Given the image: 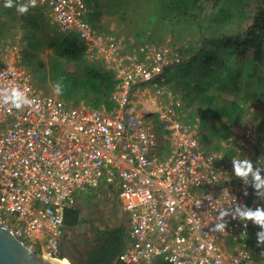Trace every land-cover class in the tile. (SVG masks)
I'll list each match as a JSON object with an SVG mask.
<instances>
[{"label": "built area", "instance_id": "built-area-1", "mask_svg": "<svg viewBox=\"0 0 264 264\" xmlns=\"http://www.w3.org/2000/svg\"><path fill=\"white\" fill-rule=\"evenodd\" d=\"M36 7L52 14L59 34L99 46L88 0H37ZM149 53L146 62L124 57L134 68L117 75L111 110L68 105L41 90L34 71L0 59V94L19 86L33 99L22 109L0 101V223L41 256L61 259L63 211L76 194L111 186L128 214L121 264H264L257 237L264 229L234 214L264 208L251 177L235 173L247 160L264 167V154H247L234 137L220 150L202 146L201 125L177 103L143 102L140 86L166 82L167 69L182 63L166 59L168 48ZM222 210L226 227L217 231Z\"/></svg>", "mask_w": 264, "mask_h": 264}, {"label": "rangeland", "instance_id": "rangeland-1", "mask_svg": "<svg viewBox=\"0 0 264 264\" xmlns=\"http://www.w3.org/2000/svg\"><path fill=\"white\" fill-rule=\"evenodd\" d=\"M88 2L93 10V21L100 41L99 46L94 49L85 47L82 57L84 65L100 71L113 70L117 76L122 71L134 68V64L126 61L125 56L146 62L149 60V52H161L163 48H168L171 54L166 59L170 62L175 56H180L182 62L191 58L192 69L187 77L179 76L176 70L178 67L172 66L167 73L166 77L169 79L166 82L142 85L137 95L143 102H156L162 107L173 101L177 103L188 119L201 125L199 135L203 138L200 139L202 146L205 141H210L211 144H208H219L222 147L224 140L217 132L218 127L228 124L218 120L216 113L222 107L237 102L243 110L230 126L232 134L228 138H237L238 146L242 145L247 154L251 151L252 154H264V82L260 84L257 79H242L239 81L240 90L231 88L228 83L235 75V70L227 50H215L208 46L202 48L204 39L208 37L240 33L249 23L248 16H251L252 9L245 16L225 19L226 21L215 15L216 12L208 10L205 11L200 26L195 27L185 21H176L170 7L167 9L164 6L166 3H158L156 0ZM252 6L254 8V4ZM52 20V14L48 10L35 7L20 15L14 7H3V0H0V59L5 63H21L34 71L40 89L48 95L62 99L68 105L76 104L73 105L76 108H89L88 102L84 101V93L72 90L69 82L64 84L63 94L57 95L53 91L54 82L50 79V72L56 56L51 40H60L65 36L56 31ZM141 48L147 50L143 52ZM206 51H218L219 57L229 65V69L220 74L219 82L209 90V105L202 103V96L194 88L196 84L205 85L208 81H215V75L206 77L204 71ZM261 70L264 68L261 67ZM88 100L91 103L94 96L90 95ZM245 134L251 136L250 142L243 138ZM113 192L111 186H102L89 189L82 196L73 198V202L81 208L82 221L74 229L78 233L77 237L73 234L75 231L66 229L64 232L63 239L73 249L74 256L60 255L63 262L77 264L81 260L88 243L90 226L114 225L123 217L122 211H118L119 217L114 212L112 215ZM74 237L77 239L76 246L71 242Z\"/></svg>", "mask_w": 264, "mask_h": 264}, {"label": "trees", "instance_id": "trees-1", "mask_svg": "<svg viewBox=\"0 0 264 264\" xmlns=\"http://www.w3.org/2000/svg\"><path fill=\"white\" fill-rule=\"evenodd\" d=\"M156 1L158 3H166L167 5H164L165 8L168 9L170 7V11L174 13L173 18L176 21H185L195 27L200 26V22L205 17L204 13L208 10L216 12L215 15H218L223 20H230L245 16L252 9L251 16H248L249 23L240 33H223L216 37H208L204 39L202 48L208 46L215 50L222 48L227 50L232 57V65L235 70V75L232 76V80L228 83L231 88L240 90L239 81L242 79H257L260 84L264 82V70H261V67L264 68V0ZM252 4H254V8ZM90 20L95 26L93 14ZM51 47L54 48L56 56L50 72V79L54 83L63 78V83L69 82L72 90L82 91L84 93V101L88 102L87 104L90 108L111 110L115 107L112 95L118 83V78L113 70L100 71L84 65L82 57L86 48L76 37L69 36L60 40L52 39ZM203 65L206 77L215 75V81H208L205 85L204 83L196 84L194 88L202 96V103L209 105L208 92L212 89L213 84L219 82L220 74L229 69V65L219 57L218 51L204 52ZM176 67H178L176 70L179 76L185 78L192 69V59H187ZM169 70L167 69V73ZM90 95L94 96V100L91 103L88 100ZM73 105L75 106L76 104ZM242 110L243 108L240 104L233 102L231 106L222 107L217 111L216 118L224 124H228L227 126H219L217 131L224 142L229 137L228 135L232 134L230 126L235 123ZM221 146L217 144L215 149L216 147L217 149L223 148V145ZM112 197V215L114 212L115 216L119 217L118 211H122L123 217H120L114 225H106L104 228L94 227L95 225H93V228L92 226L89 227L86 250L78 264H121L119 256L128 236V214L121 206L114 192ZM118 205L122 208H119ZM78 206L73 202L70 208L63 211L62 219L65 231L66 229H69V231L76 229L81 225L82 211ZM258 243L264 246L263 243ZM155 264L165 263L157 261Z\"/></svg>", "mask_w": 264, "mask_h": 264}, {"label": "clouds", "instance_id": "clouds-1", "mask_svg": "<svg viewBox=\"0 0 264 264\" xmlns=\"http://www.w3.org/2000/svg\"><path fill=\"white\" fill-rule=\"evenodd\" d=\"M37 5V0H3V7L5 8H15L16 12L20 15L26 14L29 12L30 8H35ZM53 91L57 95H61L64 92V83L63 78L57 80L53 85ZM0 101L5 104L10 105L15 109H22L25 106H30L33 104V99L28 97L26 91L19 86H12L3 90L0 94ZM264 167L258 165L253 166L251 160H247L244 163L243 167L236 168V175L242 177L245 182H249L251 177L252 186L257 190V194L264 196V175H262ZM235 215L239 216L244 221L252 220L257 225L261 226V229H264V208H257L256 210H251L248 208L237 207L235 209ZM226 215V211H221L219 214L218 222L215 223L214 227L217 231L225 230V223L222 222V218ZM258 241L264 243V230H261L257 233ZM172 261L176 260V257H171Z\"/></svg>", "mask_w": 264, "mask_h": 264}, {"label": "water", "instance_id": "water-1", "mask_svg": "<svg viewBox=\"0 0 264 264\" xmlns=\"http://www.w3.org/2000/svg\"><path fill=\"white\" fill-rule=\"evenodd\" d=\"M61 261L41 256L15 233L10 224L0 223V264H63Z\"/></svg>", "mask_w": 264, "mask_h": 264}, {"label": "flooded vegetation", "instance_id": "flooded-vegetation-1", "mask_svg": "<svg viewBox=\"0 0 264 264\" xmlns=\"http://www.w3.org/2000/svg\"><path fill=\"white\" fill-rule=\"evenodd\" d=\"M96 225H97L98 228H104L105 227V226H102L101 224H96ZM92 228H93V225H92ZM72 232H74L73 234L76 235V237L78 236V233H77L76 230L73 229ZM76 241H77V239L75 237H74L73 240H71V242L73 243L74 246H76V244H75ZM60 250H61V252L63 254L67 253L70 257L74 256L73 249L70 247V245H69V248L66 246V241H65V239H63V237H62V240H61V243H60ZM69 256H67V257H69Z\"/></svg>", "mask_w": 264, "mask_h": 264}, {"label": "crops", "instance_id": "crops-1", "mask_svg": "<svg viewBox=\"0 0 264 264\" xmlns=\"http://www.w3.org/2000/svg\"><path fill=\"white\" fill-rule=\"evenodd\" d=\"M85 193H86V191L85 192H81L79 195H77V197H80V196H82V194H85ZM114 193L116 194L115 190H114ZM66 246L68 247V244L67 243H66ZM65 254H66V256H69L67 253H65Z\"/></svg>", "mask_w": 264, "mask_h": 264}, {"label": "bare ground", "instance_id": "bare-ground-1", "mask_svg": "<svg viewBox=\"0 0 264 264\" xmlns=\"http://www.w3.org/2000/svg\"><path fill=\"white\" fill-rule=\"evenodd\" d=\"M63 264H67V263H65V262H63V261H61Z\"/></svg>", "mask_w": 264, "mask_h": 264}]
</instances>
